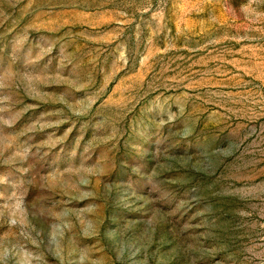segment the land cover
Returning a JSON list of instances; mask_svg holds the SVG:
<instances>
[{
    "label": "rangeland",
    "instance_id": "obj_1",
    "mask_svg": "<svg viewBox=\"0 0 264 264\" xmlns=\"http://www.w3.org/2000/svg\"><path fill=\"white\" fill-rule=\"evenodd\" d=\"M0 264H264V0H0Z\"/></svg>",
    "mask_w": 264,
    "mask_h": 264
}]
</instances>
